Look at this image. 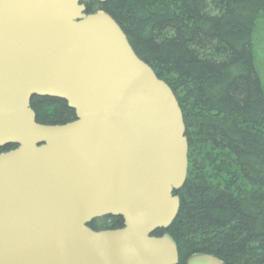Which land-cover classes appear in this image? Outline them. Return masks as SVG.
<instances>
[{
	"label": "water",
	"instance_id": "obj_1",
	"mask_svg": "<svg viewBox=\"0 0 264 264\" xmlns=\"http://www.w3.org/2000/svg\"><path fill=\"white\" fill-rule=\"evenodd\" d=\"M80 2L0 0V148L17 146L0 154V264H177L171 237L152 233L179 209L181 109L116 22ZM33 96L75 120L36 123ZM105 216L123 227L87 226Z\"/></svg>",
	"mask_w": 264,
	"mask_h": 264
},
{
	"label": "trees",
	"instance_id": "obj_2",
	"mask_svg": "<svg viewBox=\"0 0 264 264\" xmlns=\"http://www.w3.org/2000/svg\"><path fill=\"white\" fill-rule=\"evenodd\" d=\"M103 11L137 57L173 91L183 115L187 174L174 192L167 229L178 263L210 255L222 264H264V85L254 60V33L264 0H81ZM36 123L75 120L66 102L33 96ZM0 148V153L15 149ZM93 231L123 227L105 216Z\"/></svg>",
	"mask_w": 264,
	"mask_h": 264
},
{
	"label": "rangeland",
	"instance_id": "obj_3",
	"mask_svg": "<svg viewBox=\"0 0 264 264\" xmlns=\"http://www.w3.org/2000/svg\"><path fill=\"white\" fill-rule=\"evenodd\" d=\"M254 60L264 85V18L259 22L254 33Z\"/></svg>",
	"mask_w": 264,
	"mask_h": 264
}]
</instances>
